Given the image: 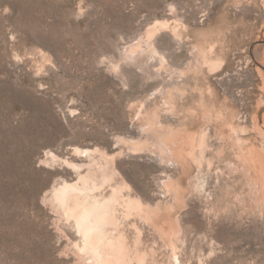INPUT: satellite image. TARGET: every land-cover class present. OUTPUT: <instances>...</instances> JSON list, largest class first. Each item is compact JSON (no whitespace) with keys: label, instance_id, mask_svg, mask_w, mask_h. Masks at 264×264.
I'll use <instances>...</instances> for the list:
<instances>
[{"label":"rangeland","instance_id":"rangeland-1","mask_svg":"<svg viewBox=\"0 0 264 264\" xmlns=\"http://www.w3.org/2000/svg\"><path fill=\"white\" fill-rule=\"evenodd\" d=\"M173 129L180 142L205 132L212 160L164 156ZM238 146L257 167L264 0H0V264H96L50 197L107 161L131 196L175 206L162 222L121 214L146 254L130 264H264V210Z\"/></svg>","mask_w":264,"mask_h":264},{"label":"bare ground","instance_id":"bare-ground-1","mask_svg":"<svg viewBox=\"0 0 264 264\" xmlns=\"http://www.w3.org/2000/svg\"><path fill=\"white\" fill-rule=\"evenodd\" d=\"M173 31L174 33H178L176 30ZM149 34L153 35L152 30H150ZM204 47L205 46H201L198 50H200L199 53L201 54V58L203 57V59L207 62L208 51L206 50L207 48L205 49ZM218 62V59L213 60L210 61L209 65H218ZM151 124L152 123H150V125ZM226 125H228L227 127L230 128L232 134L239 132V129L235 128L234 124V126L231 123H226ZM179 131H181V129ZM191 133H186L184 140L182 139V142H180L181 140H178L182 138L181 136L183 135L179 134V132H175L174 129L172 130V133H168L166 136L162 135L163 137L159 138L160 140L158 143L161 153L164 156L173 158L177 162L187 160L186 157L191 160L192 158H195V160L203 161L206 159V151H208L205 150L207 145H209L207 144L208 136L203 131L199 136H195V133ZM176 134H179V137L176 136ZM221 134L223 135V133ZM227 134L228 135L225 134V138L230 139L231 136L229 133ZM231 139L234 141L233 137ZM236 140L238 142L242 141L239 135L236 136ZM184 146L188 149H184ZM238 148L239 150L237 151V155L245 161L243 164L245 168L243 167V170L248 176V179L246 180L250 192L248 194H250L251 200L253 204H255L254 206H257L261 212L264 210V157H261L258 162L255 163L257 166L255 167L252 161L247 160L248 154L243 151L244 148L241 146H238ZM77 150L86 154L91 152L89 149ZM209 159L207 158L206 162H208ZM203 162H205V160ZM210 162L211 161H209V163ZM247 165H249V167ZM73 166L77 168L82 167V165L78 164H73ZM247 170H249V172H247ZM256 174L258 175V179L254 176ZM176 181L177 180L169 178L165 182V186L169 190H174V200L178 201L181 197L183 187H181L179 182ZM108 185L111 186V191L106 193L103 190L105 186ZM128 189L129 187L126 183L121 184L114 182V172L111 171V165L109 161H107L105 164H100L95 169H90L85 173L79 171L75 180H64L62 183L54 186L51 190L50 201L52 206L58 209L57 211H60L62 215L73 221L83 241L82 250L87 253H91L95 258L96 264H130L129 261L134 257L140 262L145 260L146 254L140 249L139 242H137L135 245L130 244L128 242L129 239L127 240L126 232L120 227L122 223L120 219L121 214L124 215V218L133 213H138L145 216V218L149 221H152V219L155 217H158V219L160 218L159 221H161L162 211H164L166 216H168L170 211L175 207L171 203L164 208H162L159 203H157L156 206L147 205L141 199L128 194L126 192ZM165 220V222H169V219ZM164 231L166 232V230ZM178 231L171 229V231H169V235L168 233L167 235L172 237L178 236L176 233ZM176 259V261H178L177 263H180L178 256H176Z\"/></svg>","mask_w":264,"mask_h":264}]
</instances>
